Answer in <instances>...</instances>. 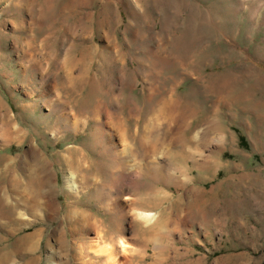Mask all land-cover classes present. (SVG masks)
Instances as JSON below:
<instances>
[{
	"label": "rangeland",
	"instance_id": "obj_1",
	"mask_svg": "<svg viewBox=\"0 0 264 264\" xmlns=\"http://www.w3.org/2000/svg\"><path fill=\"white\" fill-rule=\"evenodd\" d=\"M6 115L19 133L0 139V189L54 188L52 210L8 199L7 264H106L97 238L117 264H264V0H0ZM74 206L96 230L67 227Z\"/></svg>",
	"mask_w": 264,
	"mask_h": 264
},
{
	"label": "bare ground",
	"instance_id": "obj_2",
	"mask_svg": "<svg viewBox=\"0 0 264 264\" xmlns=\"http://www.w3.org/2000/svg\"><path fill=\"white\" fill-rule=\"evenodd\" d=\"M12 120H11V117H9L8 115H6L5 117H2L0 116V124L2 125H5V127H1L3 129L0 130V139L1 141L3 142H9L11 139H13L14 136L17 135L18 132V129L14 127V125L11 123ZM125 150L122 149V152H124ZM121 152V150H120ZM126 153V152H124ZM122 157V156H121ZM125 157V156H124ZM124 160V159H123ZM135 164V163H134ZM138 164V163H137ZM6 166V164H5ZM135 166V165H134ZM9 167V166H8ZM13 167V166H12ZM11 168V167H10ZM6 169V168H5ZM139 169V168H138ZM141 169V168H140ZM35 170V169H34ZM33 170V172H34ZM136 170V169H135ZM1 171V170H0ZM4 171V170H3ZM10 171V170H9ZM139 171V170H137ZM2 172V171H1ZM5 172V171H4ZM7 172V171H6ZM13 172V171H12ZM31 172V171H30ZM37 172V170H36ZM8 173V172H7ZM10 173V172H9ZM5 174V173H4ZM13 173H11L12 175ZM34 174V173H32ZM30 173L29 176L32 175ZM69 175L67 176V178H65V186L68 190H73L74 187H77V184L75 182V179H74V174H70L68 173ZM137 175V174H136ZM135 175V176H136ZM13 176V175H12ZM45 176V175H44ZM7 177V176H6ZM14 178V176H13ZM134 178V177H133ZM186 177H184L183 180H185ZM8 179V178H6ZM129 179H131L129 177ZM128 179V180H129ZM26 179H24L25 181ZM49 180V179H48ZM127 180V182H128ZM166 180V179H165ZM50 181H48L49 183ZM47 181L45 180V177L43 176H31L30 180L28 179V181L26 182H23V181H18V180H14V181H11V180H8V183H5L4 186L2 185V193L0 192V214L3 215V210L6 206V204H8V199L9 198H12L14 200V205L12 208H17V207H20V208H24L26 209L27 211L34 209V208H40V209H46V211L48 209H53V185H46L48 184ZM1 186V185H0ZM156 191V190H155ZM154 191V192H155ZM158 192V190H157ZM192 192V191H191ZM120 193L122 195H126L122 190L120 191ZM129 194V193H128ZM160 193H153V196H157L159 199H166L168 196L167 194L164 195H159ZM154 196V197H155ZM40 198H42V200H40ZM106 199V198H105ZM115 199V198H114ZM124 203L122 204V206H125L126 209V212L125 213H128L130 210H133L134 214L136 215V218H139L143 223H145V226L146 224H150L148 225V229L150 228V232L153 233L155 232L154 228L152 227V225L154 224L155 225V219H157V215L155 214V212L151 209L149 210H144V209H141L140 207H138L136 204H137V201L135 200V198L132 196V195H126L124 198ZM157 199V198H156ZM158 199V200H159ZM53 200V201H52ZM167 200V199H166ZM175 200H177L175 198ZM110 201V200H109ZM180 201V200H179ZM179 201H177V203H180ZM53 202V203H51ZM113 202V201H112ZM69 203V202H68ZM176 203V204H177ZM71 204V203H70ZM108 204V203H107ZM73 205V203H72ZM71 207V205H69ZM121 206V207H122ZM9 207V206H8ZM179 207V206H178ZM7 208V207H6ZM58 208V207H57ZM75 208V206H74ZM118 208V207H117ZM55 209V208H54ZM59 209H60V205H59ZM123 209V207H122ZM39 210V209H38ZM7 211V210H6ZM30 212V211H29ZM12 213V212H10ZM36 213V212H35ZM46 214V213H45ZM56 214V213H55ZM15 215V214H13ZM35 215V214H33ZM49 215V213L47 214ZM129 216V215H128ZM0 218H5V219H8L9 221L12 222V220L14 219V221L16 219H18V216H15L14 218L11 219L10 217V214L8 215L4 213L3 217H0ZM4 220V219H3ZM66 220V223H67V227L68 228H71L74 226V224H78V226H82L85 228H89V229H93V230H96V226H95V222H93L92 220H90V217L88 216V214L86 212H83V211H80L79 209L75 208V209H72V208H68L67 211H66V215H65V219ZM5 221V220H4ZM159 221V220H158ZM32 221H22V225L25 226V225H29ZM111 224H113V221L112 219L110 220ZM13 223V222H12ZM20 223V224H21ZM118 223H116L117 225ZM4 225V224H3ZM19 225V224H18ZM161 225V224H160ZM158 226V225H157ZM18 227V226H17ZM146 227V228H147ZM159 227V226H158ZM157 227V228H158ZM16 228V226H15ZM14 228V229H15ZM20 228V227H19ZM74 228V227H73ZM71 228V230L73 229ZM87 228V229H88ZM120 228V227H119ZM162 228V227H161ZM81 229V228H80ZM160 229V227H159ZM107 230V229H106ZM75 231V230H74ZM115 231H117L118 233H120V231L117 229H115ZM159 231V230H158ZM82 232V230L80 231ZM149 232V233H150ZM161 232V231H160ZM75 233V232H74ZM156 233V232H155ZM155 233H153L152 235H154ZM73 234V233H72ZM79 234V233H78ZM157 234V233H156ZM159 234V232H158ZM160 235V234H159ZM158 235V236H159ZM157 236V235H155ZM154 236V237H155ZM153 237V236H152ZM160 237V236H159ZM158 237V238H159ZM30 238V237H29ZM117 240H116V244L118 245L119 247V251H125L126 248L129 245V242H128V239H126L123 235H118L117 237ZM28 237H21L20 240H18L16 243V249L18 248L17 246H20L21 249H27L25 246H24V243L27 241ZM60 240V239H59ZM113 239L111 238V243L109 242H104L103 240H100L99 238H97L96 240L90 242L89 244V248H90V251L92 252L93 256L97 257V256H104L105 255V263L106 264H117V252L115 250V246H113V243L114 241ZM62 243H63V240H62ZM13 244V245H14ZM26 245V244H25ZM32 245V244H31ZM30 247V246H29ZM28 247V248H29ZM19 248V249H20ZM10 251V250H9ZM8 252V251H7ZM11 253H4L1 254L0 256V264H7V262L9 260H11L10 258H12V256L15 254V250L14 249H11L10 251ZM14 253V254H13ZM18 253V252H17ZM16 253V254H17ZM23 253V252H22ZM24 264H28L27 262L24 263Z\"/></svg>",
	"mask_w": 264,
	"mask_h": 264
}]
</instances>
